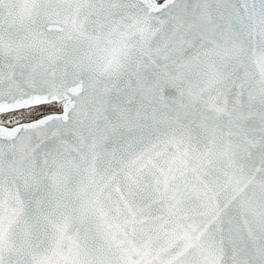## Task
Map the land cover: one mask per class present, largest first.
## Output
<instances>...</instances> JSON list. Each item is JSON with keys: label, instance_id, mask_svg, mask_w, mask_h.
<instances>
[{"label": "snow or ice", "instance_id": "obj_1", "mask_svg": "<svg viewBox=\"0 0 264 264\" xmlns=\"http://www.w3.org/2000/svg\"><path fill=\"white\" fill-rule=\"evenodd\" d=\"M0 264H264V0H0Z\"/></svg>", "mask_w": 264, "mask_h": 264}]
</instances>
